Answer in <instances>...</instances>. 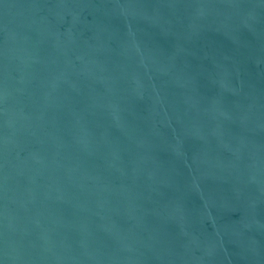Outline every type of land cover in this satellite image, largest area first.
I'll return each mask as SVG.
<instances>
[{
    "label": "water",
    "instance_id": "1",
    "mask_svg": "<svg viewBox=\"0 0 264 264\" xmlns=\"http://www.w3.org/2000/svg\"><path fill=\"white\" fill-rule=\"evenodd\" d=\"M0 264H264V0H0Z\"/></svg>",
    "mask_w": 264,
    "mask_h": 264
}]
</instances>
